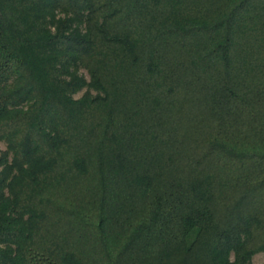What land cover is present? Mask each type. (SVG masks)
I'll return each mask as SVG.
<instances>
[{
  "label": "trees",
  "instance_id": "trees-1",
  "mask_svg": "<svg viewBox=\"0 0 264 264\" xmlns=\"http://www.w3.org/2000/svg\"><path fill=\"white\" fill-rule=\"evenodd\" d=\"M0 141V264H249L264 0H0Z\"/></svg>",
  "mask_w": 264,
  "mask_h": 264
},
{
  "label": "rangeland",
  "instance_id": "rangeland-1",
  "mask_svg": "<svg viewBox=\"0 0 264 264\" xmlns=\"http://www.w3.org/2000/svg\"><path fill=\"white\" fill-rule=\"evenodd\" d=\"M84 72V71H83ZM86 74V73H85ZM87 76V74H86ZM82 92H79L77 95H80ZM5 144L0 141V151L4 150ZM249 264H264V253L263 252H257L255 253Z\"/></svg>",
  "mask_w": 264,
  "mask_h": 264
}]
</instances>
